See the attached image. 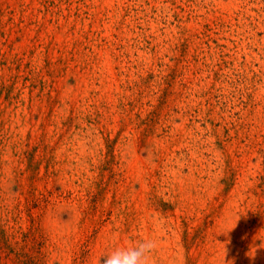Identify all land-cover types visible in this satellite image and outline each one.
<instances>
[{
	"label": "rangeland",
	"instance_id": "374dc122",
	"mask_svg": "<svg viewBox=\"0 0 264 264\" xmlns=\"http://www.w3.org/2000/svg\"><path fill=\"white\" fill-rule=\"evenodd\" d=\"M0 264H264V0H0Z\"/></svg>",
	"mask_w": 264,
	"mask_h": 264
}]
</instances>
